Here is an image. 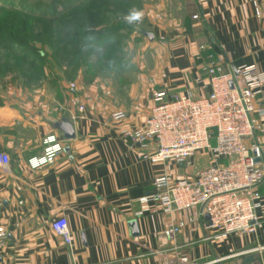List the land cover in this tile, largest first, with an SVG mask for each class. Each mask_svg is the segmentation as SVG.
<instances>
[{"label": "crops", "instance_id": "1", "mask_svg": "<svg viewBox=\"0 0 264 264\" xmlns=\"http://www.w3.org/2000/svg\"><path fill=\"white\" fill-rule=\"evenodd\" d=\"M184 1L179 26H147L155 36L169 37L152 44V82L143 81L125 95L114 93L108 108L90 101L81 111L71 104L68 117L76 138L65 140L41 115L23 116L12 106H0V153L11 155L0 172V227L8 232L0 264H245L249 255H263L264 201L256 232L225 235L209 227L202 206L165 213L144 211L141 203L157 176H195L211 164L204 152L183 165L139 158L141 147L122 130L146 122L153 92L200 93L197 79L206 78L211 56L224 59L229 72L244 64L264 70V0ZM119 109L127 117L112 121L111 113ZM255 119L257 131L249 143L260 146L264 161V115ZM47 137L62 149L52 164L36 169V159L51 145ZM61 216L69 221L71 244L52 229ZM180 223L184 226L171 241L165 231ZM256 262L264 264L262 257Z\"/></svg>", "mask_w": 264, "mask_h": 264}, {"label": "built area", "instance_id": "2", "mask_svg": "<svg viewBox=\"0 0 264 264\" xmlns=\"http://www.w3.org/2000/svg\"><path fill=\"white\" fill-rule=\"evenodd\" d=\"M204 72L206 78L197 79L200 93L157 89L146 122L122 130L125 138L141 147L139 158L152 163L175 161L183 165L198 152L211 156V164L195 176H157L154 190L141 203L144 211L165 213L202 206L209 216V227L221 235L256 232L264 201V161L260 146L249 140L257 131L255 115H264V70L244 64L229 72L224 59L211 56ZM71 89L76 91V84ZM126 117L125 110L111 115L115 122ZM47 138L51 145L46 155L36 159V169L52 164L62 149L58 141ZM10 161L7 153H0V172ZM51 226L65 243H72L67 217L54 219ZM183 226L168 227L166 237L176 240ZM7 237V230L0 227V248Z\"/></svg>", "mask_w": 264, "mask_h": 264}, {"label": "rangeland", "instance_id": "3", "mask_svg": "<svg viewBox=\"0 0 264 264\" xmlns=\"http://www.w3.org/2000/svg\"><path fill=\"white\" fill-rule=\"evenodd\" d=\"M185 9L184 0H0V106L52 126L71 104L114 105V93L156 75L153 45L169 37L150 40L147 26H179ZM134 11L143 15L130 21Z\"/></svg>", "mask_w": 264, "mask_h": 264}, {"label": "water", "instance_id": "4", "mask_svg": "<svg viewBox=\"0 0 264 264\" xmlns=\"http://www.w3.org/2000/svg\"><path fill=\"white\" fill-rule=\"evenodd\" d=\"M144 34L148 36L150 40H154L156 37L155 34L150 31H144ZM51 124L54 129L58 130L59 132L63 134V137L65 138V140H72L76 138L77 134H76L75 125L70 120L69 117H63L61 119L55 120ZM207 219L209 220V216H207ZM135 224L136 223L133 222V227H134L133 233H137ZM261 257L264 260V253L263 255H260L258 253L251 254L245 259V264H253L256 261H258Z\"/></svg>", "mask_w": 264, "mask_h": 264}, {"label": "clouds", "instance_id": "5", "mask_svg": "<svg viewBox=\"0 0 264 264\" xmlns=\"http://www.w3.org/2000/svg\"><path fill=\"white\" fill-rule=\"evenodd\" d=\"M143 13L139 12V11H134L130 14V16L128 17V19L130 21H135V20H139L142 17Z\"/></svg>", "mask_w": 264, "mask_h": 264}]
</instances>
